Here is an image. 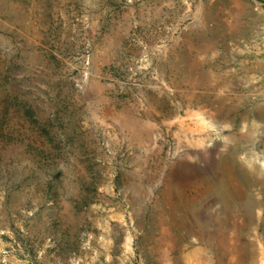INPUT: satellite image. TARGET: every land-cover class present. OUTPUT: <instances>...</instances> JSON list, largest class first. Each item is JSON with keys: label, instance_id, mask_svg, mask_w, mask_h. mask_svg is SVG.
<instances>
[{"label": "rangeland", "instance_id": "1", "mask_svg": "<svg viewBox=\"0 0 264 264\" xmlns=\"http://www.w3.org/2000/svg\"><path fill=\"white\" fill-rule=\"evenodd\" d=\"M0 264H264V0H0Z\"/></svg>", "mask_w": 264, "mask_h": 264}, {"label": "bare ground", "instance_id": "2", "mask_svg": "<svg viewBox=\"0 0 264 264\" xmlns=\"http://www.w3.org/2000/svg\"><path fill=\"white\" fill-rule=\"evenodd\" d=\"M216 79V78H215Z\"/></svg>", "mask_w": 264, "mask_h": 264}]
</instances>
